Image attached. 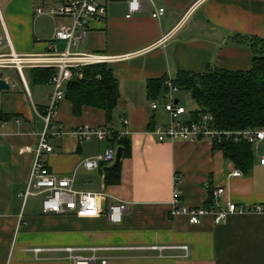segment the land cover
<instances>
[{
	"label": "crops",
	"instance_id": "1",
	"mask_svg": "<svg viewBox=\"0 0 264 264\" xmlns=\"http://www.w3.org/2000/svg\"><path fill=\"white\" fill-rule=\"evenodd\" d=\"M154 4L165 9L160 19L151 18V8L128 19L125 4L121 14L95 22L76 43L86 40L84 50L77 53L114 57L107 65L118 81L119 98L111 122H106L101 109L84 106L75 116L68 100L58 104L56 123L63 135L49 141L53 151L45 156L46 166L57 178H73L77 190L108 196L100 201L99 216L44 214L41 204H31L26 211L27 201L23 205L19 194L43 130L37 114L46 106L52 87L30 85L28 69L22 76L15 70L0 71V79L9 85L8 91L0 92V110L13 114L0 124V264H73L65 248L75 249L76 256H94L95 264H264V214H230L220 225L210 216L190 225L186 216L171 214L174 192L180 207L207 203L222 210L227 203L264 207V164H260L264 139L252 146L250 172L231 176L238 169L207 139L157 142L150 132L169 119L161 108H151L161 100L148 101L145 90L147 80L174 79L179 71L249 70L252 52L237 38L264 40V0ZM40 5L42 0L36 5L33 0L7 2L17 53L45 52L53 41L60 20L52 21L48 37L39 39L35 23L47 16L34 13ZM55 44L58 51L65 48L62 42ZM194 111H186L182 119L188 120ZM83 125L105 128L129 140L130 156L120 160L117 185L105 186L103 180L102 169L112 163L95 171L83 167V160L118 148L109 138L78 142L75 132ZM220 188L224 192L214 199L212 193ZM121 202L126 205L122 221L110 224L106 208ZM153 246L166 249H149ZM177 246H186L187 254L169 249ZM34 248L44 251L34 254Z\"/></svg>",
	"mask_w": 264,
	"mask_h": 264
},
{
	"label": "built area",
	"instance_id": "2",
	"mask_svg": "<svg viewBox=\"0 0 264 264\" xmlns=\"http://www.w3.org/2000/svg\"><path fill=\"white\" fill-rule=\"evenodd\" d=\"M110 0H42V5L38 6L34 13L36 15H48L62 18L58 23L53 36V41L48 45L47 50L41 53L20 54L14 50L13 44L8 37L3 24L0 11V70H15L20 76L26 69L32 68H52L55 72L50 77L48 84L52 87L51 94L47 97V103L42 112H38V117L43 124L38 143L34 150L28 181L24 191L19 194L23 205L30 197H40L41 209L44 214L54 215H75L80 218H92L102 214L100 201L106 196L104 193L80 191L74 188L73 178H57L46 166L45 156L53 151L49 141L59 139L63 135L56 123L58 104L64 99L66 84L73 78L74 72L80 68L94 64H107L114 60V57L96 53H71V47L82 40L86 32L95 22L102 21L107 15ZM126 18H131L142 11L151 8V18L160 19L164 15L165 9L154 4V0H126ZM55 42H62L65 48L62 51L56 49ZM78 77H81L79 74ZM167 94L160 103H153L151 108L157 110L161 108L168 116V123L156 126L150 133L157 142L174 141H197L207 139L213 143L247 142L255 145L264 139V130H244V131H223L214 127L211 115L202 114L195 120L189 117L183 120L186 110L174 97L177 91L172 85L171 79L166 81ZM19 123V121H17ZM75 135L78 142L90 140L104 141L111 138L113 133L105 128H96L89 125L79 127ZM27 151L29 149L27 148ZM115 151L106 150L104 154L97 155L82 162L83 167L88 171H95L102 166L113 163ZM264 164V158L260 160ZM240 175L239 170H234L231 176ZM178 178H176L177 180ZM224 192L218 189L212 196L217 199L218 195ZM179 195L174 192L171 202V214L173 216L184 215L188 218L190 225L200 223L206 216L213 219L215 225L224 223L230 214L259 213L264 214V207L260 205L252 207H238L234 203H227L226 209L222 210L213 205L187 208L178 205ZM126 210L124 203H109L105 216L110 224H120L122 216ZM151 250H163V247H150ZM169 249H180L188 252L186 246L169 247ZM69 254V259L73 264H95L94 256L82 257L73 255L75 249L65 248ZM34 254L43 252L42 248H34ZM80 251V250H77ZM105 262L102 261L101 264Z\"/></svg>",
	"mask_w": 264,
	"mask_h": 264
},
{
	"label": "trees",
	"instance_id": "3",
	"mask_svg": "<svg viewBox=\"0 0 264 264\" xmlns=\"http://www.w3.org/2000/svg\"><path fill=\"white\" fill-rule=\"evenodd\" d=\"M237 39L252 52L249 70L229 71L208 67L201 73L179 71L171 82L177 91L187 92L197 105L198 109L191 113L193 120L202 114H209L218 130H264V40L254 36ZM54 72L52 68L28 69L29 83L48 84ZM79 74L81 77H78ZM168 79L167 76H162L146 81L148 101L165 98L168 90L165 83ZM118 98V81L107 64L80 68L74 72L64 90V99L71 103L73 115H79L84 106L98 108L105 112L107 123L112 120ZM12 117L13 114L0 110V124ZM109 139L110 144L122 149V158L130 156V142L126 137L113 134ZM213 146L236 169L242 173L250 172L253 145L244 141L237 144L223 141L215 142ZM102 173L105 186H114L120 182V164L103 168Z\"/></svg>",
	"mask_w": 264,
	"mask_h": 264
},
{
	"label": "rangeland",
	"instance_id": "4",
	"mask_svg": "<svg viewBox=\"0 0 264 264\" xmlns=\"http://www.w3.org/2000/svg\"><path fill=\"white\" fill-rule=\"evenodd\" d=\"M33 1L35 5L41 3V0H33ZM154 1L158 5V0H154ZM7 2L8 0H0L1 17H2L3 24L6 28L9 39L12 41V44L13 43L15 44L16 40H15V36H14V33L12 32V28L10 24V18H9L8 11H7ZM125 4L126 3H117V2L108 4V8H107L108 18L113 19L114 16L121 14L123 12V8ZM57 20H61L64 22L62 18L53 17V16L50 17L48 15L40 16L39 19H37L35 23L36 32L39 33V35H42L41 37H39V39L43 38V36L45 38L48 37V35L52 31V25H51L53 24L52 21H54L55 23ZM35 35L38 36L36 33ZM85 45H86V40L83 42H79L76 46H73L70 51L71 53H77L78 51H83L85 48ZM6 72H8V69L6 70ZM173 95L174 97L178 99L179 104L182 107H184V109L187 112L194 111L197 109V105L192 101L190 95L187 92L176 91ZM40 201H41L40 197H30L26 203V211L29 210V207L31 206V204H33L34 206L40 205Z\"/></svg>",
	"mask_w": 264,
	"mask_h": 264
},
{
	"label": "water",
	"instance_id": "5",
	"mask_svg": "<svg viewBox=\"0 0 264 264\" xmlns=\"http://www.w3.org/2000/svg\"><path fill=\"white\" fill-rule=\"evenodd\" d=\"M111 2L115 3H125L126 0H110ZM9 90V85L2 79H0V92H5ZM122 158V149L120 147L116 148L115 154H114V161L112 163V166H117L120 163V160Z\"/></svg>",
	"mask_w": 264,
	"mask_h": 264
}]
</instances>
